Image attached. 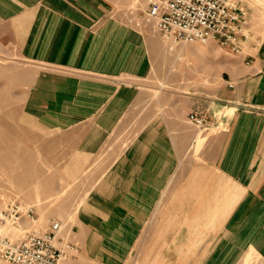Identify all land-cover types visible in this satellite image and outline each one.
Here are the masks:
<instances>
[{
	"label": "crops",
	"instance_id": "0c3cea01",
	"mask_svg": "<svg viewBox=\"0 0 264 264\" xmlns=\"http://www.w3.org/2000/svg\"><path fill=\"white\" fill-rule=\"evenodd\" d=\"M6 27L20 54L47 68L33 80L28 112L63 127L90 124L82 144L90 154L140 95L137 86L124 85L121 78L150 75L153 55L165 43L151 28L123 18L115 0H0V30ZM248 43L243 52H221L217 79L209 68L191 67L188 73L199 86L208 84L204 95L190 96L184 106L148 122L109 167L58 235L59 246L62 241L79 246L73 264H122L172 180L173 214L181 217L182 209L195 203L196 171L210 177L199 185L216 191L217 203L203 200L195 223L176 234H195L200 222L206 227L223 216L204 264H243L248 253L264 264V37L253 47ZM199 48L186 44L181 49L196 63L203 58ZM207 76L209 83L203 82ZM194 110L204 113L208 128L197 150L200 160L185 165L183 156L197 152L196 126L188 119ZM181 166H189L183 176ZM225 184L230 193L221 187ZM188 209V217H195Z\"/></svg>",
	"mask_w": 264,
	"mask_h": 264
},
{
	"label": "rangeland",
	"instance_id": "374dc122",
	"mask_svg": "<svg viewBox=\"0 0 264 264\" xmlns=\"http://www.w3.org/2000/svg\"><path fill=\"white\" fill-rule=\"evenodd\" d=\"M115 1L121 16L139 26L138 23L146 9V0ZM233 1L239 7L247 9L252 35L249 43L258 44L264 37V0ZM139 27L144 29L148 26ZM7 32V27L4 32L0 30V209L10 206L13 202L30 203L34 205L39 216L38 226L43 229L48 228L53 221H60L63 228L69 226L109 167L148 122L172 108L175 111V107L185 105L190 96L204 95L203 91L208 84L199 86L200 83L189 75L190 68H209L211 76L217 79L223 65L220 54L227 51L216 43L205 46L195 44L200 47L199 52L203 58H198L196 63H192L181 49L183 46L171 51L170 44L162 38L166 44L163 43L162 48L154 53L150 75L140 79L121 78V81L126 83L124 85L137 86L140 95L132 105L125 107L121 112V120L105 135L100 149L90 154L83 151L82 145L83 137L90 132V124L63 127L61 124L41 122L28 112V94L33 80L41 70L47 68L24 58L20 54L19 44ZM249 43L247 45L253 47L254 43ZM192 53L198 52L195 50ZM179 56L182 58L179 59ZM210 81L208 76L204 77L203 82ZM192 112L204 117V113L197 110ZM207 128L195 127L197 140L206 135L203 131ZM200 144L201 141H198L196 151ZM198 157L197 151L183 156L182 161L186 165L200 160ZM188 168L189 166H181V176ZM194 173L200 180L192 188V191L197 193L195 203L190 204L192 215L195 217H188L189 204L186 209H182L181 217L178 213L173 214V204L168 201L173 191L172 180L165 192L164 201L156 208L122 264H204L206 248L216 238V226L224 217L214 220L212 225L207 224L206 227L204 221L200 222L201 225L193 228L195 234H176L181 227L186 232L188 226L195 223L203 200L217 196L216 191L212 193L210 188L200 186L209 182L210 177L205 176L204 172ZM221 187L225 192H231V187L227 184ZM223 193L222 191L221 194ZM211 202L213 205L217 203L214 199ZM234 204H230L228 212ZM221 214L222 211L218 212L216 218ZM210 227L213 228L208 230ZM1 229L13 236L22 232L21 229L11 226ZM191 256H194L193 260H190ZM0 264L11 263L0 258ZM76 264L98 263L80 260ZM243 264L261 262L252 253H248Z\"/></svg>",
	"mask_w": 264,
	"mask_h": 264
},
{
	"label": "built area",
	"instance_id": "2783aa9c",
	"mask_svg": "<svg viewBox=\"0 0 264 264\" xmlns=\"http://www.w3.org/2000/svg\"><path fill=\"white\" fill-rule=\"evenodd\" d=\"M249 22L247 9L233 0H147L138 25L160 34L172 50L186 44L216 43L240 53L252 39ZM188 119L199 129L207 128L203 116L190 112ZM38 220L30 203L13 202L0 209V229L11 226L22 230L17 236L0 232V258L11 264H73L79 246L69 241L58 245L62 223L53 221L43 229Z\"/></svg>",
	"mask_w": 264,
	"mask_h": 264
},
{
	"label": "bare ground",
	"instance_id": "6f19581e",
	"mask_svg": "<svg viewBox=\"0 0 264 264\" xmlns=\"http://www.w3.org/2000/svg\"><path fill=\"white\" fill-rule=\"evenodd\" d=\"M170 50L172 51V49H170ZM203 139H204V138H203V137H201L200 139H198V141H201V142H202V141H203ZM0 232H4V231H2V229H1V230H0Z\"/></svg>",
	"mask_w": 264,
	"mask_h": 264
}]
</instances>
